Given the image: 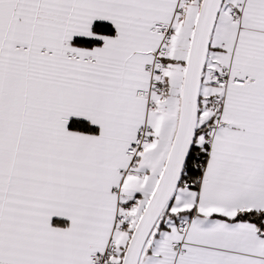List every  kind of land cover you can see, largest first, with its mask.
Returning a JSON list of instances; mask_svg holds the SVG:
<instances>
[{
    "label": "snow or ice",
    "instance_id": "1",
    "mask_svg": "<svg viewBox=\"0 0 264 264\" xmlns=\"http://www.w3.org/2000/svg\"><path fill=\"white\" fill-rule=\"evenodd\" d=\"M0 264H264V0H0Z\"/></svg>",
    "mask_w": 264,
    "mask_h": 264
}]
</instances>
